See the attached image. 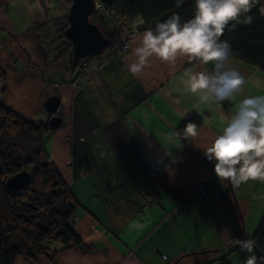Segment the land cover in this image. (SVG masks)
Here are the masks:
<instances>
[{
  "label": "crops",
  "instance_id": "obj_1",
  "mask_svg": "<svg viewBox=\"0 0 264 264\" xmlns=\"http://www.w3.org/2000/svg\"><path fill=\"white\" fill-rule=\"evenodd\" d=\"M63 2L0 0V104L47 122L44 101L58 95L62 122L43 144L76 201L71 227L90 248L46 239L45 252L33 261L18 256L14 264H221L239 249L233 238L251 239L263 213L264 182L230 183L235 203L214 161L201 155L242 99L264 95V72L231 56L229 66L246 80L243 90L220 106L202 104L184 73L211 71V63L178 57L170 65L153 56L139 75L129 72L146 31L140 29L122 57L100 63L96 75L85 68L72 84L79 66L70 64L68 50L59 53L52 36ZM133 19L141 26L140 16ZM106 24L101 29L112 30L107 16ZM192 116L201 121L198 135L181 140L177 129ZM153 161L160 170L151 177ZM203 180L206 192L196 193ZM242 214L250 228L245 236Z\"/></svg>",
  "mask_w": 264,
  "mask_h": 264
},
{
  "label": "trees",
  "instance_id": "obj_2",
  "mask_svg": "<svg viewBox=\"0 0 264 264\" xmlns=\"http://www.w3.org/2000/svg\"><path fill=\"white\" fill-rule=\"evenodd\" d=\"M99 2L104 8L120 7L129 18L140 16L142 23L139 26L143 30L155 28L157 22L166 20L174 12L179 13L181 22L190 20L196 10L195 0H184L179 9L175 7V0ZM258 9L259 5L251 12L254 17L251 25H239L234 31L226 28L221 39L231 43L233 57L264 72V16ZM52 22L66 44L59 47V53L68 50L70 64L79 66L81 58L71 55L70 41L63 35L68 23L65 8L52 18ZM103 33L109 49L116 42L115 30L112 28ZM189 122L196 127L201 123L196 116L184 121L177 129L181 140L188 137L184 129ZM53 129L46 121L34 122L0 104V264H14L18 256L33 261L45 252L41 243L46 239L59 241L63 247L76 246L82 251L90 248L71 227L76 201L44 148V136ZM20 169L29 172V181L19 188H9L6 177ZM251 239L256 240V248L264 252V208Z\"/></svg>",
  "mask_w": 264,
  "mask_h": 264
},
{
  "label": "clouds",
  "instance_id": "obj_3",
  "mask_svg": "<svg viewBox=\"0 0 264 264\" xmlns=\"http://www.w3.org/2000/svg\"><path fill=\"white\" fill-rule=\"evenodd\" d=\"M183 3L184 0H175V7L179 9ZM258 5L260 15L264 16L261 0H195L192 19L181 22L179 13L174 12L143 33L140 46L132 50L136 60L129 65V72L139 75L153 56L170 65L178 57L202 65L211 63V71L195 68L185 71L188 91L198 95L202 104L220 106L224 101L236 99L246 80L229 66L232 45L221 37L226 28L234 31L239 25H251L254 20L251 12ZM184 134L197 136L196 125L189 122ZM205 155L214 161V172L220 180L236 187L250 180L264 182V95L248 96L237 104L235 114L228 118L222 134L215 138ZM232 243L241 252L250 254L245 264H264V255L255 254L256 240L233 238Z\"/></svg>",
  "mask_w": 264,
  "mask_h": 264
},
{
  "label": "water",
  "instance_id": "obj_4",
  "mask_svg": "<svg viewBox=\"0 0 264 264\" xmlns=\"http://www.w3.org/2000/svg\"><path fill=\"white\" fill-rule=\"evenodd\" d=\"M95 9V0H69L66 9L67 25L63 29V35L70 41L71 55L74 58H82L88 55L99 54L108 44V39L103 33L101 27L90 19ZM59 105L57 94H49L44 107L51 114L48 118V125L51 128L57 127L61 122V116L56 113ZM201 159L209 161L203 153ZM30 174L26 169H20L6 177V185L9 188L16 189L29 181ZM223 192H230L232 200L236 203L233 196L230 182L223 188ZM227 200L231 199L227 197ZM242 227V226H241ZM260 251L256 248L255 254Z\"/></svg>",
  "mask_w": 264,
  "mask_h": 264
},
{
  "label": "built area",
  "instance_id": "obj_5",
  "mask_svg": "<svg viewBox=\"0 0 264 264\" xmlns=\"http://www.w3.org/2000/svg\"><path fill=\"white\" fill-rule=\"evenodd\" d=\"M94 11H102L109 19V23L116 33L115 44L107 49L106 47L96 55H91L90 57L85 56L81 58L79 68L72 79V84H76L80 79L81 75L84 73V69L87 68L92 75H96L98 65L105 60L112 59L116 60L122 57L131 47L132 37L140 30V26L134 21V19L129 18L120 7L104 8L99 0H95ZM127 46V47H126ZM94 58L96 60H94ZM160 170L159 161H153L148 165V171L151 177ZM206 180L199 182L194 191L199 194L206 192ZM147 194L146 197H149ZM264 255V252H260L257 256Z\"/></svg>",
  "mask_w": 264,
  "mask_h": 264
},
{
  "label": "rangeland",
  "instance_id": "obj_6",
  "mask_svg": "<svg viewBox=\"0 0 264 264\" xmlns=\"http://www.w3.org/2000/svg\"><path fill=\"white\" fill-rule=\"evenodd\" d=\"M64 8L66 10V7L68 5V0H64ZM90 19L93 20L94 22H96L97 24H100L101 28L103 29H107V24H106V16L102 13V11H98V12H94L92 13V15L90 16ZM52 36H53V40L55 42V44L59 47H64L66 46L63 38L60 36L59 32L56 31V27L54 25L53 30H52ZM243 218L241 223H243V235L245 236V234L248 232V230H250L249 226H248V220H246L245 222H247V224H244V215H241ZM237 252H234L232 255H229L228 257H224L220 262L221 264H239L241 262V259L244 258V253L245 252H241L239 249L236 250ZM221 252V251H220ZM225 251L222 252V254ZM235 260L232 262V260ZM179 264H187L186 262H180Z\"/></svg>",
  "mask_w": 264,
  "mask_h": 264
}]
</instances>
